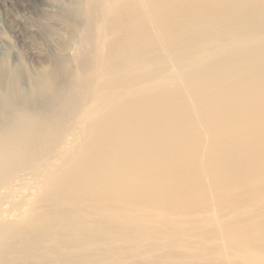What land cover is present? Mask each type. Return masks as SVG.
Here are the masks:
<instances>
[{"label":"bare ground","instance_id":"bare-ground-1","mask_svg":"<svg viewBox=\"0 0 264 264\" xmlns=\"http://www.w3.org/2000/svg\"><path fill=\"white\" fill-rule=\"evenodd\" d=\"M24 1L37 20L0 0V202L67 118L95 120L0 214V264H264V0ZM3 17L62 20L70 76L56 52L25 68Z\"/></svg>","mask_w":264,"mask_h":264},{"label":"rangeland","instance_id":"rangeland-1","mask_svg":"<svg viewBox=\"0 0 264 264\" xmlns=\"http://www.w3.org/2000/svg\"><path fill=\"white\" fill-rule=\"evenodd\" d=\"M19 1L22 4L17 9V17L32 16L37 20L38 14L28 7L24 0ZM3 18L8 23L5 25L4 31L8 36L10 35L7 32L8 27L12 25L14 28L19 27L21 37L15 40L9 36V39L11 45H13L12 48H14L11 50L12 55H19L22 62L25 63V68L31 67L32 64L40 65L50 62L56 52L62 64V67L59 68L60 71L63 72L62 74L65 73L66 78L70 76L68 70L63 68L71 69V65L69 63L65 65L64 62L70 59L69 51L74 47V44L68 40V27L62 20L55 18L49 22L42 21V23H39L40 21H37L38 29H41L39 34L21 24H17L15 19L11 17L8 18L10 22H7L6 17ZM89 111L90 108L85 113L74 114L70 119L67 118L65 120L62 130L55 140V147L49 153L30 164L35 170V174L30 181H24L19 187H13L8 184L12 178L18 176L17 173L3 183L9 188L10 192L9 198L0 202V214L9 212L24 213L30 209L31 205L35 203L36 197L40 195L44 188L47 179L53 175V172L64 165V162L73 159L77 148L89 138L91 127L95 120L92 112ZM65 153L66 155H64Z\"/></svg>","mask_w":264,"mask_h":264}]
</instances>
